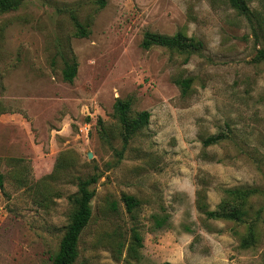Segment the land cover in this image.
I'll list each match as a JSON object with an SVG mask.
<instances>
[{"label":"rangeland","instance_id":"374dc122","mask_svg":"<svg viewBox=\"0 0 264 264\" xmlns=\"http://www.w3.org/2000/svg\"><path fill=\"white\" fill-rule=\"evenodd\" d=\"M246 1L251 17L229 0H24L0 13V264H51L92 174L76 264H264V0ZM147 31L203 46L145 49ZM118 98L151 114L126 147ZM240 187L259 189L245 221L206 215ZM124 194L139 200L131 213Z\"/></svg>","mask_w":264,"mask_h":264},{"label":"trees","instance_id":"16d2710c","mask_svg":"<svg viewBox=\"0 0 264 264\" xmlns=\"http://www.w3.org/2000/svg\"><path fill=\"white\" fill-rule=\"evenodd\" d=\"M23 1L24 0H0V13L17 9ZM229 1L239 13L251 17L252 12L246 0ZM101 4L104 6L105 0H101ZM76 25L78 27L77 35H86V31L81 23L76 21ZM141 45L145 49H150L154 46H162L191 55L200 51L203 43L201 40L188 37L183 32H177L170 36L147 31L144 34ZM257 58L259 60H264V48L259 49ZM77 72L78 63L77 61H73L64 69V79L70 82L73 81ZM177 83L181 86L182 92L186 94L191 87L192 78L180 79L177 80ZM114 111L122 124L124 147H126L132 136L149 122L151 114L148 110H143L132 117L130 115L131 101L122 98H118L115 101ZM220 139H222L220 135H213L206 138L204 143L206 145L216 144ZM98 180V174H92L86 178L79 179L78 193L75 199L76 207L51 264H76L79 255L81 234L90 223L93 216L92 200L95 196V189L91 188V186L97 183ZM2 184V176H0V186H2ZM258 191L259 189L257 188H225L223 190L224 198L216 209H208L204 204H201V207L206 208L205 213L209 218H223L243 222L247 215L245 205L248 198ZM123 200L130 213L133 212L134 208L139 204V200L135 196L129 194H124ZM154 217L155 227L157 229H161L169 223V215L167 214H156ZM135 238L139 243L141 242V237L137 232H135ZM163 264H171V262L165 261Z\"/></svg>","mask_w":264,"mask_h":264}]
</instances>
